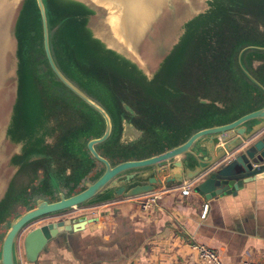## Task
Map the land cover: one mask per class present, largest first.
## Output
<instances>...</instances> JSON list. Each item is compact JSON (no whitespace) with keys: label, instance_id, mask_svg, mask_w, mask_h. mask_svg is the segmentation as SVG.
Instances as JSON below:
<instances>
[{"label":"water","instance_id":"1","mask_svg":"<svg viewBox=\"0 0 264 264\" xmlns=\"http://www.w3.org/2000/svg\"><path fill=\"white\" fill-rule=\"evenodd\" d=\"M32 1L36 3L41 17L44 51L53 73L104 119L103 132L87 141L89 153L104 169L92 181H84L80 190L71 194L60 191L53 200L39 196L29 208L14 216L2 240L0 264H18V245L21 241L25 255L35 259L52 238L64 231L82 230L89 223L97 221V218H88L84 213L76 215L74 210L81 205L132 198L153 192L158 187L174 188L186 183L191 184L196 194L211 200L237 195L251 184L264 183V81L257 79H264V67L258 70L251 68L257 77H253L244 67L251 64V61L247 63L244 60L247 54L264 56V46H247L238 55V71L253 79L261 91L258 94L260 99L253 101V95V102L251 92L243 85L240 77H235L233 84L226 83L229 79L215 78L212 75L210 79L200 81L183 80L182 77L183 68L189 59L187 57L193 52L191 35L195 28L204 24V31L209 26H214L212 24H223L229 18L241 25H249L257 35L264 36V21L246 11V0H158L149 25L135 39L127 6L119 0H111L121 5V29L129 43L119 38L111 27L108 7L93 0H17L7 35L0 42L3 45L0 87V211L19 185L32 180L36 163L43 166L37 170L38 176L41 172L45 174V160L56 157L51 150L57 146L60 137L61 127H57L58 121L48 111V118H44L46 127H29V130L23 128V134L15 127L19 120L17 117L19 107L22 106L20 102L25 84L22 27L24 22L29 21ZM48 1L62 7L78 6L87 13L84 31L93 40V44L98 45L96 48L102 50H97V53L102 56L107 54L108 64L118 70L122 77L135 78L131 79L133 81L124 79L125 85L128 81L138 85L126 86L130 88L124 95L134 97L131 93L132 87H135L141 89L144 101L152 100L159 106H171L174 110H164L170 112L172 121L178 126L175 128L176 135L182 137L178 142L174 141L160 150H157L158 147L142 146L137 148L140 156L114 161L115 163L99 152L98 146L113 134V118L102 102L91 97L59 67L51 46L46 5ZM238 4L242 9L235 7V11L245 16L251 15L255 22L233 19L229 17L231 11L226 19H219L225 7L232 8ZM217 19L219 20L214 23L210 22ZM226 25L227 23L223 27ZM211 43L214 44V40ZM214 50L209 47L207 53ZM229 51L233 52L226 50ZM208 58L211 59L210 56ZM256 59L264 66V57L252 58L253 61ZM223 77H226V73ZM183 88L191 90L192 96L185 92L183 94ZM219 89H226L230 96L224 98ZM157 94L161 96L158 99L154 97ZM124 95L114 98L117 106L137 117L136 98L127 100ZM239 97H242L240 101ZM167 98L169 99L166 100ZM175 99L188 100V105L180 109L183 118L175 111ZM192 103L205 109L204 114L199 115L193 111L197 106ZM26 118L29 124V118ZM53 120L54 123L50 124ZM126 130L135 138L140 135L125 149L129 151L136 148L135 143L144 139V133L128 123ZM46 153L48 159L45 158ZM94 167L89 170L88 176L94 174ZM82 180L79 183L70 182V190L78 187ZM70 183L67 184L68 187ZM30 197L31 195L28 199ZM44 218L48 222L29 230L32 223Z\"/></svg>","mask_w":264,"mask_h":264},{"label":"crops","instance_id":"2","mask_svg":"<svg viewBox=\"0 0 264 264\" xmlns=\"http://www.w3.org/2000/svg\"><path fill=\"white\" fill-rule=\"evenodd\" d=\"M181 188L158 187V205L150 210L141 208L142 195L81 205L76 215L97 221L52 238L35 259L21 241L18 264H209L192 243L216 249L224 264H264V183L211 200Z\"/></svg>","mask_w":264,"mask_h":264},{"label":"trees","instance_id":"3","mask_svg":"<svg viewBox=\"0 0 264 264\" xmlns=\"http://www.w3.org/2000/svg\"><path fill=\"white\" fill-rule=\"evenodd\" d=\"M47 3L46 5L50 28L52 25L51 16L54 19H57L55 16L56 11L63 17L67 16L68 18L75 20L78 24L79 33L86 44L84 51H87L88 53L86 54L91 58L90 65H83V63L76 59L73 52L66 47L61 48L60 46L58 51H53L59 67L67 77L74 82L76 81L79 83L80 87L85 88L89 91V93L103 100L102 104L113 118V134L109 140L101 144L99 147L105 149L107 152L111 149L110 144L116 141V136H118L121 131L122 116H127L130 123L144 133V139L140 140L136 144L135 149L127 151L125 150L126 148H123V159L140 156L138 155L137 148L142 146L149 145L155 148L158 147L157 150H160L164 149V146H170L174 143V141L178 142L182 137L176 135V124L172 121L170 112H167L164 108L161 110L159 104L152 100L144 101L142 99L143 96L141 94V89L139 90L132 87L133 90L131 93L136 98L137 117H133V114L131 113L127 114L124 109L117 106V101L114 100V98L124 95V92H126L125 88L128 85H125V80L121 78L122 76L119 71L108 64L106 58L107 54L104 53V56H102L97 53V50L100 51L101 49L96 48L98 45H94L93 40H90L87 33L84 31L87 13L78 6L62 7L49 1ZM246 4V11L248 13L256 15L264 21V0H246ZM40 19L38 20L37 25L33 28L32 32V36L35 39L34 53L36 52L37 54L34 58L36 68L35 78L37 82L41 84L43 93H47V96H44L48 99V104L49 101L51 102L49 106L53 109V118L58 121L57 127H60L59 114L61 109L59 110V107L67 103L66 98H78V96L55 76L48 63L43 46V32ZM226 23L227 25L223 27ZM38 28H40L41 43H39V31L37 32ZM213 34L214 36L212 37ZM211 40H214V44L211 43ZM255 44L264 46V36L257 35L249 25L244 26L227 19L223 24L218 23L214 26H209L199 35V37L196 36L194 42L192 43L193 52L188 55V62L183 68V80H206L210 79L211 75L215 78H238L239 76L235 73L236 71H234V68H230L229 65L233 67L234 64H239L238 55L240 51L247 46ZM208 46L215 50L207 53V48H209ZM229 49L233 50V52H226V50ZM209 56L211 59L208 58ZM245 57L246 62L250 63L252 58H262L264 56L249 53ZM225 73L226 77H223ZM80 102L89 107L88 112L91 114L89 117L90 122L84 126H79L74 129L70 128L62 136L60 135L57 140V146L51 150V153H55V155L59 157H61V155L63 156V159H61L63 163L75 158L72 165L70 164V166H68L69 164H65L66 166L61 167L62 171L66 173L67 183H79L93 167L92 165H89L85 154L82 153V148H78V146L84 145L85 150L92 157L87 148V141L97 136H90L88 132H84V129L90 126L91 121L95 122L98 126H102L103 128L105 127V122L101 114L82 100H80ZM20 104H22V106L19 107V116L17 117L19 120L16 122L15 127H17L20 134H23V128H27V130H29V127L36 128L41 123L34 119V112L27 109L25 91H23ZM26 116L29 118V124ZM65 119L66 118L61 117L62 121H65ZM159 129L161 131H159ZM56 131L57 130L55 129L54 132ZM86 134H88V136H86ZM154 152H156V150ZM107 156L115 158L116 154L109 153ZM36 164L37 165H35L34 172L31 177L32 180L24 185H19L16 188L17 190L14 191L11 196V199L0 211V222L2 220L4 222L10 215L11 210L16 209L18 204H27L29 188L38 180L39 176L37 170L42 166L38 163ZM45 174L48 176L46 171ZM47 176L40 181L43 182L44 186L47 183ZM77 179L80 181H76Z\"/></svg>","mask_w":264,"mask_h":264},{"label":"rangeland","instance_id":"4","mask_svg":"<svg viewBox=\"0 0 264 264\" xmlns=\"http://www.w3.org/2000/svg\"><path fill=\"white\" fill-rule=\"evenodd\" d=\"M235 7H241V5H236V6H232V8L226 7V9L228 11H226V9H224V11L219 15V19H223V18H227L228 14L230 12L231 18L233 19H237L239 21H245L247 20V22H255V20H253L251 17V15L246 14L243 15L241 14L239 11H235ZM232 9V10H231ZM39 16V11L37 9V5L35 2L32 1L31 5H30V9H29V14H28V18L29 21L24 22L23 27H22V42H23V52H22V56H23V67H24V73H25V82L26 84H24V89L23 91H25V98H26V107L28 110L33 111L34 112V119L36 121H39L41 124H39V126H45V120L44 118H48V115L46 113V111H48L49 113L53 114V109L51 106H49L51 104V102L49 101L48 104V99L45 97L47 96V93H43V89L41 84H39L35 78V64H34V58L35 56H37L36 52L34 53V48H35V39L32 36V32H33V28L37 25L38 20L40 19ZM55 16L57 19H54L51 16L52 19V25L50 28V37H51V46L53 51L56 50L58 51L63 47L68 48L71 52H73L76 56V59L78 61H80L81 63H83V65H90L91 64V58L86 54L88 53L87 51H84L86 44L84 42V39L81 37V34L79 33V29H78V24L76 23L75 20H72L70 18H68L67 16L63 17L61 16L57 11L55 13ZM60 16V17H59ZM27 17V16H26ZM27 18V19H28ZM219 19L215 20V21H210L211 23H214L216 21H218ZM229 19V18H228ZM41 20V19H40ZM26 23V24H25ZM212 25H216V24H212ZM205 25H201L198 28H195V30L192 32L193 34L191 35L192 40L191 42H194V39L197 37H199V35L203 32V28ZM39 31V43H41L40 40V28L37 29V32ZM39 45V44H38ZM185 63V62H184ZM230 68L231 65H229ZM235 69V68H234ZM236 72L238 73L237 69H235ZM110 72V71H108ZM230 75V74H229ZM171 76V75H170ZM123 79H125L126 81H133L131 79H135L134 77H121ZM176 78V77H175ZM174 78V79H175ZM228 79V78H226ZM127 82L126 84L129 86H138L135 83L133 84L132 82ZM168 81H170V79H168ZM76 82V81H75ZM77 83V82H76ZM108 83L110 84V82L108 81ZM54 84V83H52ZM79 85V83H77ZM170 85V84H168ZM80 86V85H79ZM83 88V87H81ZM91 97H93L94 99H98L103 103V100H101L100 98L92 95L91 93H89V91H87L85 88H83ZM184 90L182 91L183 94L188 93L189 89L187 88H183ZM220 93L223 95V97L225 98L226 96H230L227 92L226 89H219ZM45 95V96H44ZM158 96H154L156 99H158L159 94H157ZM125 99L127 100H132V98L129 94H125ZM69 99L67 100V103H65L64 105L59 107L60 114H59V119H60V135L62 136L66 131H68L70 128L74 129L76 127L79 126H84L86 124H88L89 121V117L91 116V114L88 112L89 107L83 105L79 99H77L76 97H68ZM242 97H239V101ZM169 98H167L166 100H168ZM173 103H175L176 105V113L177 115H179L181 118V112L180 109L182 106H186L188 105V100L183 99V100H179V99H175L173 100ZM192 105L197 106L195 103H192ZM167 106V105H166ZM164 105L160 106L161 110H163L162 108H168L171 110L172 107H166ZM24 110V108H23ZM193 111L197 112L198 114H204L205 109H201V107H194ZM51 114V116H52ZM199 114V115H200ZM61 117H65V121L61 120ZM186 120V118H184ZM55 120L51 121L50 124L54 123ZM43 123V124H42ZM178 126L176 125L175 128H177ZM104 128L102 126H98L95 122L90 123V126L88 128L84 129V132H88L90 134V136H99L102 132H103ZM159 131H161L159 129ZM86 136H88V134H86ZM136 145V143H135ZM81 147L82 148V153L85 154L86 156V160L89 163V165L95 166L94 167V174L88 176L85 175L84 179L82 180L81 184L76 187L75 189L70 190V186H72V183L69 184L68 187V183L66 181V173L64 171H62V166H66L65 164H69L68 166H70V164L72 165L73 162L75 161V158H72L70 160H68L67 162H64L61 160L63 159L62 155L61 157L54 156V158L52 160H45L46 161V165L45 166V171L46 173H48V176L44 173H39V178L38 180L34 183L33 186H31L29 188L28 191V196L31 195V197L28 200L27 204L26 203H21L18 204L16 209H12L10 212V215L6 218V220L3 222V220L0 222V250H1V245H2V240L3 237L7 231V229L9 228V224L11 219L16 216L19 213H22L26 210V208H29L34 201L36 200L37 197L39 196H44L45 198L49 199V200H53L57 197L58 193L60 191H63L65 193L71 194L75 191H78L82 188V183L86 180H93L100 172L103 171L104 166L101 163H97L95 160H93L94 158L91 157L88 152L85 150V146L84 145H79L78 148ZM99 152L103 155H109V152H107L105 149L100 148L98 146ZM47 153L45 155V158H47ZM44 158V159H45ZM48 159V158H47ZM115 160V158H114ZM45 164V163H44ZM47 176V183L44 186L43 182H40L44 179V177ZM76 181H80V180H76ZM24 182V181H23ZM20 203V202H19ZM26 204V205H25ZM48 219H41L38 220L37 222H34L30 225L29 229L35 225V224H39V223H43L46 222Z\"/></svg>","mask_w":264,"mask_h":264},{"label":"bare ground","instance_id":"5","mask_svg":"<svg viewBox=\"0 0 264 264\" xmlns=\"http://www.w3.org/2000/svg\"><path fill=\"white\" fill-rule=\"evenodd\" d=\"M100 5L108 7L109 23L119 38L128 42L123 34L120 24L121 5L114 3L111 0H93ZM122 4L127 6L129 15H131V28L134 31V38L140 37L144 30L149 25L152 17L156 12L158 0H119ZM17 0H0V42L4 36L7 35L9 22L16 5ZM129 43V42H128ZM3 45L0 44V87L3 67Z\"/></svg>","mask_w":264,"mask_h":264},{"label":"flooded vegetation","instance_id":"6","mask_svg":"<svg viewBox=\"0 0 264 264\" xmlns=\"http://www.w3.org/2000/svg\"><path fill=\"white\" fill-rule=\"evenodd\" d=\"M254 46H259V45H251L250 46V48H252V47H254ZM262 47V46H261ZM238 58H239V56H238ZM242 58H240V60H241ZM244 60L246 61V57L244 58ZM242 61H243V59H242ZM233 67L235 68V69H239V67H240V64H234L233 65ZM251 74H252V76L253 77H257L256 76V74L251 70V68H255L256 70H258L260 67H264L263 65H262V62L261 61H259V60H255V61H253L252 59H251V64H246L245 66H244ZM238 71V70H237ZM256 72V71H255ZM262 73L264 74V70L262 71ZM237 75L241 78V80L243 81V85H245L246 86V88H248V90L251 92L250 93V97H251V101H252V99H253V95H255V98L253 99V101L256 99V98H258V99H260L259 97H258V94L260 95V93H261V91L257 88V86H256V82H254L253 81V79H251L249 76H247L246 74H242L240 71H238V73H237ZM243 77V78H242ZM234 79V78H233ZM233 79H229V81L228 82H226V81H224V82H226V83H232L233 84ZM257 79L259 80V81H264V79L263 80H260L258 77H257ZM235 83V82H234ZM233 86H230V88H232ZM129 88L130 87H127V88H125V91H129ZM139 88V87H138ZM229 88V89H230ZM83 89V88H82ZM84 90V89H83ZM234 90L236 91V88L234 87ZM85 91V90H84ZM188 96H192V91L191 90H189L188 91ZM117 98H119V97H117ZM116 98V99H117ZM69 98H66V100H68ZM77 99H79V100H82L81 98H77ZM257 99V100H258ZM97 101H100V100H98V99H96ZM83 101V100H82ZM250 101V102H251ZM252 101V102H253ZM84 102V101H83ZM101 102V101H100ZM249 105V104H248ZM131 124V125H133L132 123H130V121H129V118L127 117V116H122V125H121V131H120V133L118 134V136H116V141H114L113 143H111L110 144V148L111 149H109V153H113V154H116V157H115V160H114V158H112V157H109V156H107V155H105L109 160H111L112 162H117V161H120V160H123V158H122V152H123V148H127L128 147V145L130 144V142L131 141H134V140H136V138L137 137H139L140 135H138L136 138L134 137V136H131L130 134H129V132L127 133V130H126V124ZM135 127V129H137V127L136 126H134ZM133 137H134V139H133ZM133 139V140H132ZM114 162V163H115ZM98 163V162H97ZM115 191H116V189H114L113 190V193H115Z\"/></svg>","mask_w":264,"mask_h":264},{"label":"built area","instance_id":"7","mask_svg":"<svg viewBox=\"0 0 264 264\" xmlns=\"http://www.w3.org/2000/svg\"><path fill=\"white\" fill-rule=\"evenodd\" d=\"M183 195H189L192 192V186L190 183L182 185L181 188ZM160 195L156 192H150L142 195L140 206L143 210L153 209L158 205ZM209 205L205 204L201 213V217L205 218L208 213ZM191 248L198 253V256L203 261L208 262L209 264H224L221 260L220 254L218 251L212 247H209L202 243H192ZM243 264H254L249 260H245Z\"/></svg>","mask_w":264,"mask_h":264}]
</instances>
